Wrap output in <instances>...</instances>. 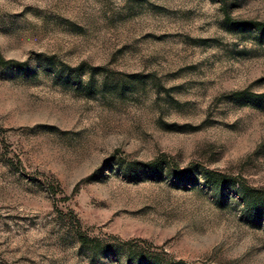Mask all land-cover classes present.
Masks as SVG:
<instances>
[{
  "label": "rangeland",
  "instance_id": "1",
  "mask_svg": "<svg viewBox=\"0 0 264 264\" xmlns=\"http://www.w3.org/2000/svg\"><path fill=\"white\" fill-rule=\"evenodd\" d=\"M250 21L264 0H0V264H264Z\"/></svg>",
  "mask_w": 264,
  "mask_h": 264
},
{
  "label": "trees",
  "instance_id": "2",
  "mask_svg": "<svg viewBox=\"0 0 264 264\" xmlns=\"http://www.w3.org/2000/svg\"><path fill=\"white\" fill-rule=\"evenodd\" d=\"M226 20L228 22L232 21L228 16H226ZM241 24L246 25L247 27L255 30L259 34H264V22H252V21H250V22H244ZM3 63L4 62L0 58V64H3ZM236 96H243V93L237 92ZM250 97L260 99V98H264V94H262V95L252 94ZM164 166L170 167L171 165L165 159H159V160H155L153 162L147 163L146 169L149 172H157L160 169H162ZM209 175L216 177L215 175H212V174H209ZM216 184H217V186H219L220 182L217 180ZM241 194H242V197L245 198V200H246L245 204H246V208L249 212V215L255 216L256 218H260V216H262L264 214V200H263V198H259V196H257V195L254 196V195L249 194V192L247 190H245L244 188H242Z\"/></svg>",
  "mask_w": 264,
  "mask_h": 264
}]
</instances>
